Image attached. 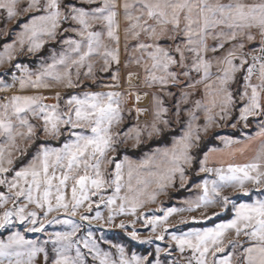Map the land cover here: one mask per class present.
I'll list each match as a JSON object with an SVG mask.
<instances>
[{
    "label": "snow or ice",
    "instance_id": "obj_1",
    "mask_svg": "<svg viewBox=\"0 0 264 264\" xmlns=\"http://www.w3.org/2000/svg\"><path fill=\"white\" fill-rule=\"evenodd\" d=\"M38 3L39 0H29L28 7H38ZM62 7L59 0H46L44 8L36 12L39 14L32 15L23 24L22 31L17 33V41L21 46L27 40L28 51L32 52L44 46L41 37H54L61 23ZM0 8H3L2 4ZM119 8L122 12L117 11L115 0H104L103 6L94 8L92 12L86 11L84 7L72 9L71 19L78 26L76 35L80 37L64 40L78 54L76 59L71 60L72 63L83 65L91 56L101 55L105 66L110 63L118 64L119 48L113 49L102 41L108 39L119 42L118 17L122 15L126 21L125 34L133 37L135 51L139 53L131 58L132 62L139 64L147 57L144 71L145 81L149 86L158 84L167 88L170 93V81H177L181 75L189 77L194 72L199 78L190 83L189 87L204 84L203 100H196L195 107L205 113L206 127L211 126L217 117L221 120L228 118L229 110L236 96H239L241 102L237 109V119L247 125L252 119L260 118L256 131L243 140L221 137L222 147L211 148L203 153L197 167L205 176L214 173L215 179L201 178L198 184L195 183L200 190L195 199L181 200L168 207L162 204L155 210L142 212L140 210L146 205L156 204L157 197L177 177L181 181L185 180L181 162L191 163V123L171 149L158 150L167 162L163 168L157 165L158 171L147 174L151 177L150 180L145 178L141 169L149 167L153 157L139 162L131 161L127 157L123 160H108L111 174L106 176L102 165L105 153L109 150L111 136L108 128L102 127V124L108 122L110 125L113 120L118 119V104L113 103V98L119 96V93H107L106 103L101 102L97 94L84 101L72 97L68 102L77 105V120L96 116L95 126L91 129L93 135L78 137L76 143L65 146L64 154L60 150L42 152L39 166L32 164L21 168L15 172L11 181L0 175V208L10 199L3 185L12 190L15 194L13 199L17 201L13 209L0 212V229L8 231V225L15 219L21 225L25 221L31 224L33 227L28 229L30 232L44 231V224L38 214L35 211L26 212L27 206L31 204L42 209L44 217L53 212L65 217H77L79 214L81 221H97L119 229L131 227L129 237L141 243L150 242L152 237L158 241L167 237L168 248L157 247L155 252L157 256L162 252L170 255V249L174 248L176 258L170 264H232L233 253L226 251L224 246L229 234L235 237L244 235L252 242L244 248L245 264H264V199L232 205L229 218L212 227H188L187 231H172L179 225L189 226L205 220L198 219L196 215L188 218L184 213L200 212L218 201L222 207L228 208L230 198L220 195L222 188L241 189L242 194L248 197L246 185L264 183V55H252L249 60L244 53V42L255 39L249 29L257 27L264 34V2L253 4L244 0H228L226 3L222 0H123ZM3 10L8 19L14 17L17 14L16 0H7V7ZM95 20L101 21L99 31L92 26V21ZM210 40L215 45L210 44ZM164 41H173L174 46L165 44ZM228 42L233 46L224 51ZM261 45L256 51L264 53V40ZM14 47L15 42L3 45L0 62L6 56L11 59ZM187 54L191 55L190 61ZM69 60V56L61 53L43 75L53 74V78L63 79L61 74L54 73V69L57 64H65ZM133 74L128 72V75ZM109 75L113 79L117 78L115 72H109ZM40 79L38 76L36 82ZM234 85L240 86L238 95L232 91ZM179 95L186 100L189 93L183 91ZM36 100L35 97H12L13 113L19 117ZM152 101L154 104L157 101L155 94ZM3 107L7 109L8 105ZM177 107L179 108V104ZM88 109L92 111L89 112ZM40 110L43 113L42 119L48 126L47 130L54 131L60 119L54 107L43 105ZM164 112H167V108L160 107L153 112V131H159L155 121ZM6 114L0 113V132H11V123L4 119ZM191 119H195V114ZM25 126L30 134V126L26 122ZM135 138L139 140L138 129ZM196 139L199 140L198 135ZM249 152L252 154L246 155ZM237 157H244L246 162H236ZM213 158L218 164L215 168L209 167ZM58 165L62 169L59 174L54 171ZM50 168L53 171L50 172ZM0 173L12 176L2 166ZM151 186L154 187L150 190ZM21 199L24 204L18 206ZM102 206L107 209L106 216L99 210ZM204 215L207 219L211 218L207 213ZM215 216L219 218L220 214ZM118 217L133 219L127 223L121 219L116 223ZM173 219L177 220V225L170 226ZM137 221L150 229L149 236H141L134 227ZM54 222L69 225L71 230L50 233V241L44 243L51 242L54 245L52 257H49L43 247L26 239L25 233L9 232L6 239H0V264H3L5 257L12 256L17 257L15 264H31L34 257L41 252H45L44 258L50 259L51 264H84L85 253L81 248L87 250L94 264H152L148 256L135 253L129 256L121 244L105 241L115 249L114 258L112 252L100 247L91 232L75 241L74 237L80 229L73 220L54 218ZM37 224L40 226L36 227ZM234 245L235 241L232 242V246ZM155 264H160L159 260Z\"/></svg>",
    "mask_w": 264,
    "mask_h": 264
},
{
    "label": "clouds",
    "instance_id": "obj_2",
    "mask_svg": "<svg viewBox=\"0 0 264 264\" xmlns=\"http://www.w3.org/2000/svg\"><path fill=\"white\" fill-rule=\"evenodd\" d=\"M81 5H88L89 7L85 10L92 12L96 7H102L104 0H78ZM246 3H260L264 0H244ZM29 0H16L17 14L8 19L3 8L7 7V0H0V4L3 8H0V20H5L6 23L4 27L0 28V40L8 38L12 35V39L7 44H13L15 42V47L11 52V59L7 56L0 62V113L6 112L4 119L11 123V132H0V166L11 172L12 176H8L7 173H0L6 180L11 181L15 175V172L21 168L28 167L29 165L35 164L39 166L40 155L44 151H55L60 150L61 154L66 151V145H72L76 143L78 137H88L92 136V127L95 126L96 116L92 115L89 119L77 120L75 111L77 105L75 103H69L68 101L72 97H76L81 101L88 99L91 95L97 94L98 99L101 102H108L107 93H119V96L113 98V103L118 104L119 117L117 120H113L110 125L108 122H104L102 127L108 128V134L111 136V141L109 145V150L105 153V160L102 165V169L106 176L111 174V165L107 163L108 160H113L114 158H119L123 160L127 157L131 161L139 162L142 159H147L153 157V161L149 167L141 169L144 173L146 179H151L147 174L149 172L158 171L157 165L163 168L165 165L166 158L163 157L158 150L171 149L174 142L183 136L184 132L188 129L189 123H191L193 128V140L192 147L189 150V155L191 156V163L181 162V167L185 172V180L181 181L178 177L174 183L163 190V192L157 197L156 204L146 205L140 211H152L157 208V206L162 205L164 201L172 199V193L180 192L182 189L185 190L188 195L183 199H195L199 194L200 190L193 184L188 187L189 181H191L192 176H201L203 174L206 179H215L214 173H209L205 176L204 173L199 171L197 167L199 160L203 158V153L208 149L215 147H222L221 137H226L228 135H214V133L219 132L222 129H231L233 131L241 132L242 139H245L243 129L252 127L251 124L236 119L233 123H229V120L233 116L234 112L237 111V104L240 103L239 96H236L231 109L229 110V116L226 119L221 120L219 117L216 118L215 122L211 126L205 125V113L200 109L195 107L196 100H203L205 88L204 84L197 85L195 87H189L190 83H194L195 79H198L196 73H191L189 77H184L183 75L177 81H170L171 91L167 88L161 87L158 84H152L145 81L146 73L144 67L146 65L147 57L141 61L139 64L133 63L131 58L139 55L135 51V45L133 42V37L125 34L126 21L123 19L122 15H119V29L117 35L119 37V42L104 39L102 43L113 49L119 48V60L118 64H109L105 66L101 55L91 56L83 65L74 64L71 60L76 59L77 53L73 52L68 45L64 43L67 39H80L76 35L78 26L71 19V12L73 8H76L74 4H66L64 0H59L60 5L63 7L61 11L63 15L61 16L60 26L56 30L54 37L44 36L41 39L44 41V46L38 50L32 52L28 51V41L25 40L24 45L17 41V33H11V25L16 23L17 20L27 16L30 13H36L39 9H43L46 0H39L38 7H28ZM117 4V11L122 12L119 5L123 3V0H115ZM137 7H139L137 5ZM42 14V12H41ZM67 24L68 27H63ZM21 25V30L22 31ZM92 26L96 28L97 31L101 30V21H92ZM19 31V32H20ZM255 36L253 41L259 42V47L252 49L251 51H245L246 44L249 43L245 41L244 53L245 56L251 60L252 55H264L256 51L261 48V41L264 40V34L257 27L249 29ZM65 33H73L75 36L65 37ZM144 39V37H142ZM251 41V42H253ZM48 45V53L44 56H37L38 53L43 51L44 47ZM56 45V47H51ZM127 45V47H126ZM173 45L172 43L169 44ZM233 46V45H232ZM231 46V47H232ZM225 48L224 51H227ZM103 51V49H101ZM3 52V51H2ZM61 53L70 57V60L65 64H57L54 69V73L61 74L63 79L53 78V74L47 76L43 75L45 70L49 65L53 64L56 59H58ZM222 54V53H221ZM188 55V60H191V55ZM209 55H215L209 53ZM27 57L29 61L33 58L36 59L35 66L29 63H14L17 58ZM215 66V61H213ZM19 65V67H17ZM91 65V67H89ZM127 66V67H125ZM109 72L117 73V78L113 79ZM128 72L134 73L133 75H128ZM40 76L41 79L37 83V77ZM187 82V83H185ZM187 91L189 96L186 100L181 99L180 93ZM232 91L236 92V85L232 87ZM155 94L157 101L154 104L152 97ZM12 97H35L36 102L30 107L29 110L20 114L17 117L12 111ZM162 102V103H161ZM8 105L7 109H4V105ZM179 104V108L177 107ZM43 105L53 106L55 112L59 116V122L54 131H49L48 126L44 123L40 108ZM167 108V112L161 115V118L155 121L159 131H153V112L160 108ZM142 110V111H138ZM89 112L92 109H88ZM195 114V119H191V116ZM167 123H164V121ZM25 122L30 126L29 129L25 126ZM257 127L259 120L254 122ZM235 125V127L233 126ZM206 128V130H204ZM139 130V140L137 141L136 130ZM199 136V140L196 136ZM249 136V135H248ZM230 137V136H228ZM167 138V139H166ZM213 140L214 143L209 144V140ZM234 139V138H233ZM159 142V143H156ZM206 148V150H204ZM132 153H138L139 155L133 156ZM249 152L246 155H251ZM11 161V162H9ZM226 162V161H225ZM236 162H246L244 157H237ZM218 164L215 162V158L209 163V167H217ZM61 167L58 165L54 171L59 174L61 172ZM53 169L50 168V172ZM197 182L196 184H198ZM5 187L6 193L10 197L9 201L0 208V212L13 209V205L17 203L14 197V193L10 188ZM151 186L150 190L152 189ZM248 196L252 197V200L264 199V183L260 185H246ZM242 194L241 189L225 187L221 189V196H228L230 202L228 208L221 206L218 201L215 205H211L207 208L202 209L197 213H184L185 217L190 218L192 215H196L198 219L204 218L205 213L209 217L215 216V214H226L229 215L232 209V205L237 202L233 199L238 195ZM24 200H19L18 206H22ZM105 216L107 215V209L102 207L99 209ZM35 211L40 220L45 225H64L54 222V218L60 220L71 219L73 222L79 226V232L82 235L74 237L75 241H79L82 237L86 236L87 233L92 231L93 226L100 227H110L109 225L101 224L97 221L88 222L87 225L83 224L77 214V217H65L60 218L59 213L53 212L47 217L42 215L43 210L37 209L33 205L29 204L26 208V212ZM83 211V209L81 210ZM126 223L130 222L132 217L122 218ZM121 220V219H120ZM177 225V220L173 219L170 222V226ZM22 226V231L20 227ZM40 225L37 224L36 227ZM70 231L71 227L69 225H64ZM140 226L138 221L135 223L134 227ZM33 227L27 221L21 225L15 219L12 223L8 225L7 232H23V233H35L28 231L29 228ZM114 227V226H111ZM4 230V229H0ZM5 231V230H4ZM45 231V230H44ZM42 231V232H44ZM39 232V233H42ZM50 233H46L47 239L41 240L39 237L37 239H28L34 241L37 246H41L48 253L49 243L45 244V241H50ZM245 236L235 237L229 234L225 239L226 251L233 253L232 264H245L244 260V248L241 244ZM94 239V233H93ZM95 240V239H94ZM96 241V240H95ZM235 241V245L232 246V242ZM250 241V240H249ZM97 242V241H96ZM247 243V242H246ZM231 249L229 250V246ZM54 245L51 244V250ZM43 256V260L41 257ZM45 252L38 253L31 264H45L47 261L45 258ZM17 257H5L3 259V264H15ZM27 259V257H23ZM84 264H88L85 254Z\"/></svg>",
    "mask_w": 264,
    "mask_h": 264
},
{
    "label": "rangeland",
    "instance_id": "obj_3",
    "mask_svg": "<svg viewBox=\"0 0 264 264\" xmlns=\"http://www.w3.org/2000/svg\"><path fill=\"white\" fill-rule=\"evenodd\" d=\"M64 2L66 4H74L77 7H84L86 9L89 7L88 5H81L78 2V0H64ZM222 2L226 3V2H228V0H222ZM35 14H39V13H30L27 16L17 20L16 23L11 25V33H13V34L18 33L21 30V25L24 23H27L28 20L31 19L32 15H35ZM5 23H6L5 20H0V28L4 27ZM63 27H68V25L65 24V25H63ZM64 35H65V37H67V36H73L74 37L75 36V34H73V33H65ZM11 39H12V35H10L6 39L0 40V52L3 51V45L5 43H9L11 41ZM178 42L179 41H177V43ZM132 43H134V42H132ZM163 43L170 44V43H172V41H164ZM209 43L212 45H215L214 41L210 40ZM231 46H232V43L228 42L226 44L225 48H230ZM51 47L54 48V47H56V45H52ZM258 47H259L258 41L249 42L246 44L245 51H251L252 49H256ZM48 50H49V46L46 45L44 47L43 51L38 53L37 56L39 57V56L46 55L48 53ZM36 59L37 58H33L31 61H29L27 57L17 58V60L14 61V63H17V62L29 63V64L35 66ZM0 75H2V73H0ZM185 83H187V82H185ZM239 91H240V86L236 85L237 95H238ZM238 106H239V103L237 105V109H238ZM237 118H238V110L234 112L229 123L230 124L233 123ZM256 120L257 119H252V121L250 123L252 125V127H254V122ZM252 127L243 129V133L249 132L252 129ZM214 135H228L230 137L237 138L238 136H241V132L233 131L231 129H222L219 132L214 133ZM209 142H210V144L214 143V141L211 139L209 140ZM156 143H159V142H156ZM131 155L137 156L139 154L132 153ZM201 178H204L203 174L201 176H195V175L192 176L191 182L189 183L188 187H191L193 184L200 182ZM187 195H188V193H186L185 190H183V189L180 192L172 193V199L164 201L163 206L168 207V206L176 205V204H178L179 201L183 200ZM233 199L237 200V202H251L252 197L251 196L245 197L243 194H240L236 197H233ZM225 216H227V215L226 214H220L219 218L217 216H212L210 219H205L199 223H194V224H191L189 226L179 225L177 228H173L172 231H177V232L179 230L187 231L188 227H212L216 223H220L223 219L229 218V215H228V217L224 218ZM60 218L63 219V218H65V216L60 215ZM122 218L123 217H118L116 220V223H119L120 219H122ZM82 223L85 225L88 224L87 221H83ZM138 224L140 226H138L136 229L141 234V236L142 237L149 236L150 229L143 227L142 222H140V221H138ZM20 230L22 231V226L20 227ZM66 230H68V229L64 225H45V231L44 232H42V233H25V238L26 239H37V237H39L41 240H45V239H47L46 233H48V232L66 231ZM92 231L94 233V239L97 241V243L100 245V247L105 251L112 252L114 258L116 256L115 249L111 246V244H106L105 241H111L112 243L121 244L126 249V252L129 256H131L133 253H135L136 255H140V256H148L149 260L152 262V264H155V262L157 260H159L160 264H170V262L176 258V252H175L174 248L170 249V252H171L170 255L168 253L162 252L159 254V256H157V254L155 252V249L157 247L162 248V249L168 248L169 241H168L167 237L162 241L155 240V238L152 237L150 242L141 243L140 241L129 239L130 237L128 235V232L131 231V227H126L125 229H119V228H115V227L93 226ZM9 234L10 233L7 231L0 230V239H6V237ZM77 235L80 236V235H82V233H78ZM251 243L252 242L249 241L247 239V237H244L243 240L241 241V244L243 247L250 246ZM230 249H231V245L229 246V250ZM81 251L86 254V259L88 261V264H94L92 257L90 254L87 253V250L81 248ZM48 254H49V257H52V255H53L52 250H51V242L49 243ZM45 264H51L50 259L47 260L45 262Z\"/></svg>",
    "mask_w": 264,
    "mask_h": 264
},
{
    "label": "crops",
    "instance_id": "obj_4",
    "mask_svg": "<svg viewBox=\"0 0 264 264\" xmlns=\"http://www.w3.org/2000/svg\"><path fill=\"white\" fill-rule=\"evenodd\" d=\"M242 79V78H241ZM241 90V89H240ZM255 119H257L256 121H258L260 118H255ZM255 121V122H256ZM256 131V126H255V123H254V127H252V129L249 131V132H246V133H244V135L245 136H248V135H252V134H254V132ZM232 138H234V137H232ZM243 137H242V135L241 136H238L237 138H234V139H242ZM41 259L43 260V256L41 257Z\"/></svg>",
    "mask_w": 264,
    "mask_h": 264
},
{
    "label": "trees",
    "instance_id": "obj_5",
    "mask_svg": "<svg viewBox=\"0 0 264 264\" xmlns=\"http://www.w3.org/2000/svg\"><path fill=\"white\" fill-rule=\"evenodd\" d=\"M208 143L210 144V142H208ZM205 149H206V148H205ZM205 149H204V150H205ZM137 154H138V153H137ZM226 217H228V215H227V216H225L224 218H226ZM127 239H128V238H127ZM129 239H131V238H129Z\"/></svg>",
    "mask_w": 264,
    "mask_h": 264
}]
</instances>
